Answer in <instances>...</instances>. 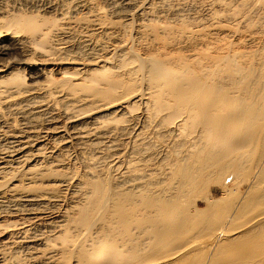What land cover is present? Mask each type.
I'll use <instances>...</instances> for the list:
<instances>
[{
  "label": "bare ground",
  "instance_id": "1",
  "mask_svg": "<svg viewBox=\"0 0 264 264\" xmlns=\"http://www.w3.org/2000/svg\"><path fill=\"white\" fill-rule=\"evenodd\" d=\"M136 1L109 0L103 9L60 0L56 20L0 7L21 59L56 84L55 92L30 88L23 69L0 68V218L30 222L0 230V264H63L87 231L73 264L169 259L202 233H217L224 256L208 264H264V0H203L236 27L202 33L172 8L181 0H144L126 12ZM81 15L83 41L63 48L73 58L30 59ZM112 16L148 23L129 43L128 25ZM111 47L123 49L114 67ZM231 198L233 215L248 217L233 230L229 206L221 207ZM54 237L60 250L45 253ZM202 253L167 264H200Z\"/></svg>",
  "mask_w": 264,
  "mask_h": 264
},
{
  "label": "rangeland",
  "instance_id": "2",
  "mask_svg": "<svg viewBox=\"0 0 264 264\" xmlns=\"http://www.w3.org/2000/svg\"><path fill=\"white\" fill-rule=\"evenodd\" d=\"M6 0H0V7H7L8 8V4L10 5L9 8L10 9H17L19 8L20 10V14L23 13L24 15H27V17H30V18H37L39 20H56L57 19V13L56 11H54L52 8V6H57V4L60 2V0H28L27 2H29L31 4V6H26V3L23 2V1H26V0H14L13 2L12 1H6ZM56 1V2H55ZM107 1L109 0H95V2H97L100 6H102L103 9H106L108 8V5H107ZM141 2L139 1H136L134 2L133 5H135L132 9L130 10H126V12H128L129 14H132L134 13L135 10H137L139 7L143 8V4L144 3V0H140ZM148 1H154V6L155 4L157 5L158 2L156 0H148ZM176 1V0H175ZM184 1V2H183ZM181 0V1H177L179 3H175L174 5H172V8L174 9H178L180 8L182 11L180 12V16H182V18H184V22L187 20V23L191 24V25H195V27L197 26V28H193L195 29L196 32H204V30H207V31H213V30H218V29H222V30H227L229 31V29H235L234 27H236V24L233 25L234 23H231L229 24V21L225 22L222 18H226L227 16L224 14V13H221V11H218V9H214L212 7H210L209 3H205L203 0ZM192 3H191V2ZM200 1V2H199ZM202 1H203V4H202ZM4 2V3H3ZM8 2V3H7ZM16 2V3H15ZM21 2V3H19ZM157 2V3H156ZM12 3H15V4H12ZM18 3V4H17ZM54 3V4H53ZM184 3V4H183ZM196 3V4H195ZM198 3V4H197ZM203 5H201V4ZM2 4V5H1ZM4 4V5H3ZM23 4V5H22ZM25 4V5H24ZM33 4V5H32ZM40 4V5H39ZM56 4V5H55ZM137 4V5H136ZM15 5V6H14ZM104 5V6H103ZM183 5V6H182ZM196 5V6H195ZM200 5V6H199ZM36 6V7H35ZM174 6V7H173ZM180 6V7H179ZM12 7V8H11ZM21 7V9H20ZM30 7V8H29ZM40 8L38 9L37 11V8ZM137 9H136V8ZM178 7V8H177ZM203 7V8H202ZM8 8V9H9ZM33 8V9H31ZM51 8V10H50ZM196 8V9H195ZM207 8V9H206ZM209 8V9H208ZM23 9L25 11H23ZM55 9V8H54ZM134 9V11H133ZM186 9V10H185ZM212 9V10H211ZM214 9V10H213ZM34 11V13L32 11ZM42 10V11H40ZM48 10V11H47ZM217 10V11H216ZM38 12V15H37V12ZM50 11L52 13H50ZM130 11V12H129ZM208 11V12H207ZM36 12V13H35ZM47 12V13H46ZM57 14H55V13ZM26 13V14H25ZM30 13V14H29ZM16 14V13H15ZM29 14V15H28ZM40 14V16H39ZM42 14V16H41ZM45 14V15H44ZM47 14H50V15H47ZM55 14V15H54ZM207 14V15H206ZM46 16V17H45ZM208 16V17H207ZM212 16V17H211ZM218 16V17H217ZM222 16V17H221ZM186 17V18H185ZM113 18V19H112ZM174 19V21L176 20V17L173 16L171 17ZM190 18V19H189ZM213 18V19H212ZM81 19H84L85 18L81 15L79 17H77L75 19V21H72V29H65V31H63L64 33L61 35V34H54V32H51L50 36H49V43L48 44H42L41 47L39 48H36L37 50V54H33L30 58V59H34V60H39V59H42L41 57L43 56H46L52 60H60V59H66V55L65 52L63 51V48H69V47H72L73 45L74 46H78L80 43L79 41H83L82 37H83V33L82 32H85L83 26L84 25H80V24H88V21H85L83 23V21H81ZM221 19V20H219ZM110 20L113 22H116L118 23L120 20H123L121 21L120 23L121 24H124V25H128V38L127 40L129 41V43H131V40L132 39V36H131V31L134 30V28L138 27L140 23H142L141 21H128V20H125V19H116L114 16L110 17ZM116 20V21H115ZM182 20V21H183ZM118 21V22H117ZM128 21V22H127ZM198 21V22H196ZM218 21V22H217ZM4 22H5V18H2L0 17V68L2 67H5V66H8V68H16V69H23L22 71H24V80H23V85L24 86H27V87H30V88H41L42 86L45 88V90L47 91H51V92H55L56 91V84L55 83H51V84H48L46 82V78L48 75H46V72H44L43 70V67L41 66H29L27 65V63H25V59H21L23 58L24 56L22 55V53L20 52V48L14 44H16V42L9 36H7V33H11L9 32L8 29L5 28L4 26ZM140 22V23H139ZM196 22V24H193V23ZM206 22V23H205ZM145 24H147L148 22H143ZM142 23V24H143ZM203 23V24H202ZM210 23V24H209ZM220 23V24H219ZM137 24V25H136ZM144 24V25H145ZM141 25V24H140ZM204 25V26H203ZM232 25V26H231ZM135 26V27H134ZM230 26V27H229ZM130 27V28H129ZM193 27V26H192ZM201 27V28H200ZM5 28V29H4ZM202 28H205L202 30ZM210 28V29H209ZM197 29V30H196ZM4 31V32H3ZM130 32V33H129ZM4 35H3V34ZM44 33H47L44 32ZM17 35H21V34H17ZM14 36V35H13ZM12 39V40H11ZM13 44H12V43ZM11 43V44H10ZM128 43V42H127ZM128 44H126V47H127ZM3 46H5V49L2 48ZM9 46L10 50L8 49ZM14 47V48H13ZM16 47V48H15ZM7 48V49H6ZM14 49V51L12 50ZM74 49V48H73ZM112 49V50H111ZM2 50H5V51H2ZM8 50V51H7ZM12 50V51H11ZM47 50V51H46ZM10 51V52H9ZM108 54H109V60H110V63L113 64L112 67L116 66L117 65V58L118 56H122V50H118L117 48L115 49L114 47H111L108 49ZM117 51V52H116ZM222 50H217V56L220 57V59L222 60L223 58H225L226 52H220ZM17 52V53H16ZM112 52V53H111ZM220 52V53H219ZM16 53V54H15ZM21 53V54H20ZM44 53V55H43ZM221 53H223V57H221ZM4 54V55H3ZM41 54L43 56H41ZM55 54V55H54ZM18 55V56H17ZM40 55V56H39ZM114 55V56H113ZM124 55H128V54H124ZM221 55V56H220ZM3 56V57H2ZM34 56V57H33ZM52 56V57H51ZM54 56V57H53ZM57 56V57H55ZM113 56V57H112ZM69 58L67 59H70V58H73L72 56H68ZM24 61V62H23ZM21 62V63H20ZM60 62V61H59ZM19 64V65H18ZM22 64V65H21ZM5 65V66H4ZM21 65V66H20ZM19 66V67H18ZM18 67V68H17ZM23 67V68H22ZM29 68V70H28ZM26 69V70H25ZM71 70H67V74H68V77H74V72L71 71ZM36 72V73H35ZM69 72V73H68ZM27 73V74H26ZM43 73V74H41ZM32 74V75H31ZM45 74V76H44ZM39 75V76H38ZM26 76V77H25ZM28 77V78H27ZM31 78V79H30ZM29 84V85H28ZM45 86H44V85ZM30 85H33V86H30ZM39 85V87H38ZM54 88V89H53ZM96 99V98H95ZM98 100V99H96ZM86 112V111H84ZM84 112H81V113H84ZM72 151L71 152V156L73 158H76L75 156L77 155L76 152ZM75 154V155H74ZM214 192H213V196L215 197L216 200H220L223 196V192H222V188L219 187V186H213V189H212ZM230 202L229 205H228V202H224L221 207H228L229 206V216L231 218H229V221H231L229 223V225L226 227L229 228V230H233L235 227L241 225L240 228H242V226H244L243 224L247 221V215H238L237 217H235L233 214L235 213L234 212V208H233V199L231 198L230 199ZM200 209L201 210H205L206 209V204L205 202H202L201 205H200ZM262 211H264V207L262 208ZM235 219H234V217ZM207 218H212V216L210 215H207L204 217V219H207ZM233 218V220H232ZM0 218V230H3V229H7V230H12L14 226L18 225V224H21V223H24L26 226H28L30 224L29 221H23L21 220L20 218H18L17 220L14 218V219H11V218ZM6 220V221H5ZM3 221V222H2ZM9 221V222H8ZM16 221V222H15ZM23 221V222H22ZM21 222V223H19ZM10 227V228H9ZM12 227V228H11ZM234 227V228H233ZM93 231H87L85 232L84 234H82V236L78 239V238H74V242H73V245L70 247L69 249V252H68V258H70L68 261L66 262H63V264H73V261L75 259H77V255L78 253L75 252V246H77L79 248V244H82L81 242H83L84 244H86L90 239L88 238V235L92 234ZM236 233V232H235ZM217 233H202V234H199L198 235V238L195 240V241H191L192 239H189L190 238V235H187L185 237V241L186 242H190L191 245H188L187 247L184 248V250H182L181 252L177 253L176 255L170 257L169 259H164V260H158V261H150V262H147L146 264H167V263H171V262H174L176 261L178 258H180L183 254L185 253H188V252H191V253H194V251L196 250H199V249H202L203 250V253L199 256V259H196L195 258V262L196 263H200V264H208V258H212L217 262V261H221L224 256L223 255H218V250L216 248V245H215V240H214V235H216ZM47 241V249L45 250V253H56L60 250V241L61 240H57V238H52L49 239L50 242H48V240L46 239ZM223 240H221L222 242ZM52 242V243H51ZM224 243V241L222 242ZM59 244V245H57ZM50 246V247H49ZM54 248V249H53ZM229 256H234V252H230V253H227L226 254V257L229 258ZM152 258L156 259V257H154V255L152 256ZM28 260V259H27ZM99 262H103L104 259H101L99 258L98 259ZM59 264H62V261L59 262Z\"/></svg>",
  "mask_w": 264,
  "mask_h": 264
}]
</instances>
